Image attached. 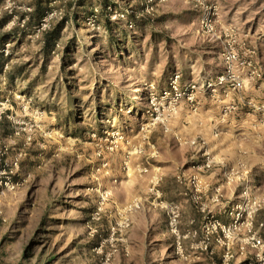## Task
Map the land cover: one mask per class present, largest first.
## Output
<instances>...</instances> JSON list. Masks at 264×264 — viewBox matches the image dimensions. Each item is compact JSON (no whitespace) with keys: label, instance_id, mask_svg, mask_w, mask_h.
<instances>
[{"label":"rangeland","instance_id":"obj_1","mask_svg":"<svg viewBox=\"0 0 264 264\" xmlns=\"http://www.w3.org/2000/svg\"><path fill=\"white\" fill-rule=\"evenodd\" d=\"M44 1H49L46 12L57 13L51 28L68 20L50 55L42 51L46 31L26 23L21 27L35 11V0H4L0 9L10 15L6 31H25L22 44L4 40L10 44L11 63L6 73L0 69V168L7 165L14 185L12 190L0 187V264H205L174 256L166 216L146 199L150 174L139 172L149 168L144 151L154 144L152 135H169L161 125L146 131L152 119L150 85L162 92L157 82L165 79L170 64L180 69L191 59L199 64L201 47L216 43L202 35L201 9L186 0H103L113 9L107 21L99 0ZM209 2L219 12L225 9L229 18L222 25L237 32L241 55L248 57L249 42L256 48L254 62L264 68V0ZM131 17L136 26L130 27ZM110 34L121 41L122 56L110 50ZM223 71L224 64L215 77ZM251 83L241 92L223 85L216 93L200 94L221 109L220 121L227 107H235L225 116L227 123L242 104L243 112L251 114L249 101L264 106V77ZM197 102L200 109V98ZM177 114L170 119L171 130ZM250 126L213 133L222 137L223 147L217 153L211 149L210 155L224 161L225 173L236 172V200L246 189L252 197L264 196V117L251 119ZM184 173L179 170L174 180ZM256 176L262 178L259 184ZM174 180L167 181L168 192L175 193ZM105 192L109 196L103 200ZM136 198L142 199V209L122 228L119 213ZM259 216L264 221V213ZM150 219L158 227L150 230L144 254L139 236L147 232L143 223ZM133 221L142 226L134 228Z\"/></svg>","mask_w":264,"mask_h":264},{"label":"built area","instance_id":"obj_2","mask_svg":"<svg viewBox=\"0 0 264 264\" xmlns=\"http://www.w3.org/2000/svg\"><path fill=\"white\" fill-rule=\"evenodd\" d=\"M166 0H158L164 2ZM201 9V29L202 35L209 39L220 42L221 44V57L224 64V71L219 75L216 80L198 84L195 82L188 83L187 85L181 84V74L174 72L168 81V86L162 92L158 93L153 91L155 88L150 85V104L152 111L151 123L147 124V129L151 133L157 125H161L165 133H170V119L177 114L181 102H187L193 111L197 107V95L205 90L211 94L216 93L217 88L226 85L227 89L232 92H241L248 83L256 82L264 77V68L258 67L253 57L255 51H248V57L245 58L241 55L238 35L234 28L224 29L219 26V8L210 3L209 0H186ZM148 4L153 0H146ZM153 5H148L147 8L151 10ZM109 15L112 13V7L107 8ZM150 12L149 10H147ZM57 17L56 12H46L43 19L38 24L37 31L43 33L51 27L50 22ZM118 17L124 18L123 14ZM24 17L22 26L27 23ZM130 27H133L131 24ZM2 55L8 57L10 55V44H4ZM8 66L4 68V72ZM246 69L245 75L243 70ZM3 72V71H2ZM3 72V73H4ZM249 108L254 112L259 113L264 117V106H260L252 101L248 102ZM235 110V107H227L224 110L221 122H225V116ZM2 111L0 110V123L2 120ZM175 141L179 145H189L192 147H202L206 145L204 140L188 139L177 134H173ZM152 149L148 156L149 160L157 159L160 155L159 151L154 145H150ZM142 153V150H140ZM205 161L199 165L201 171H210L219 161L204 151ZM108 162L103 163L102 167L107 168ZM7 165L0 168V187L12 190L14 185L12 182L11 171L7 170ZM127 168V166H126ZM129 169V168H128ZM141 174H148L150 169L143 167L139 169ZM236 172L232 169L226 173L224 183L217 185L214 189L212 196H209V186L203 181L199 174L186 176L182 174L177 177V182L187 187L185 195L195 206L196 210L202 217L201 234L202 237L199 241L191 244L190 250L185 249V241L197 237L198 231L181 230L182 222V207L176 202H169L163 199L160 190L161 178L154 175L147 185L146 199L150 201L151 206L164 212L167 219V231L173 238L172 252L178 259L191 263L200 260L204 254L214 253L215 248L221 249L220 262L221 264H264V236L261 231L264 229V221H258L257 217L260 213H264V196L252 197L248 189L244 190L240 198L236 200L228 212L231 221L229 223L223 222L217 215L215 207L220 206L224 199V188L233 186L236 182ZM105 200L109 196V192L104 193ZM142 199L136 198L126 205L119 213L123 219V227H129V216L142 209ZM242 260V261H240Z\"/></svg>","mask_w":264,"mask_h":264},{"label":"crops","instance_id":"obj_3","mask_svg":"<svg viewBox=\"0 0 264 264\" xmlns=\"http://www.w3.org/2000/svg\"><path fill=\"white\" fill-rule=\"evenodd\" d=\"M3 5L4 0H0V9ZM220 9L221 11L218 19L219 26L221 28L228 29L230 27L223 26L222 22L226 21L229 16L227 15L223 7H221ZM236 14H239L238 11ZM31 18L32 19L29 23V26L33 27L37 24L38 17L32 15ZM233 18L234 17L231 16L230 19ZM9 20L10 15L7 12L3 11L0 13V67L2 66L1 69H4L6 66L9 65V63H11L10 58L3 56L1 53L4 47V40L10 37L12 39H15L19 44H22L25 38V35H23L25 34V31H21L20 29L6 31V26ZM246 45L247 49L249 50H246V48H244V50H246L247 52L250 51V48H252V51H256L255 46H251L249 42ZM200 50H202L203 55L199 57V64L197 61L193 62L192 59L184 65L182 63V69H180L178 65L174 66L170 64V70L166 72L165 79L163 81H156L159 85L158 89L162 88L159 89L162 91L166 89L169 78L176 71L180 72L182 75V85H186L195 81L203 83V81L217 78L215 76L218 75L223 68L220 42H216L214 45H207V47H201ZM244 72L246 73V69L243 70V73ZM4 73H6V71ZM162 84L163 86H160ZM251 84H254V82ZM199 98L201 100V108L197 109L196 111H193L192 109L188 108L189 104L187 102H183L181 104V107H179V112L177 114L178 116L171 121L172 130L169 135L165 134L163 135V138L158 137L157 131L152 135V142L154 143L153 145L157 150H159L160 155L157 159H152L149 160L150 163L148 162L150 169V177L152 178L154 175H158L161 178L160 190L162 192L163 199L169 202H176L182 207L181 230L183 232L193 230L198 231L197 237H192L185 241V249L187 251L190 250L191 244L193 242L199 241L202 237L200 231L202 225V217L200 213L196 210L195 206L190 201V199L185 195L187 187H185V185L182 187L179 186L181 184L174 180V178H176L178 171L182 170L183 168L185 170L184 174L188 177L194 174H199L202 176L203 181L209 186V196H212L214 193V189L217 187V185L224 183L226 176L225 172L228 168V166H226L223 160L219 161V163H217L218 165H215L210 171H201L199 168V165L203 164L205 161L204 151L212 154L213 151L216 152L215 150H220V148L223 147L222 137L220 136L219 138H216L215 134L213 133L217 130H220L221 134L224 130L229 133L239 132L243 128L249 130L248 128L251 127V119L255 120L257 116H260L259 113H256L254 111L253 114H251L252 112H243V108H245L246 106L242 104V101L244 99H242L241 97L238 98V100H240L238 101V104H242V107H240L236 112L232 113L227 123L223 124L220 121L221 109L219 110L217 107L215 109L216 105H214L212 101L211 103L209 100H207L206 96H204L203 93H198L197 99ZM233 102L236 103L234 99ZM250 111L252 110L250 109ZM173 134H177L188 139L204 140L206 142V145L204 146V148L192 147L189 145L181 146L175 141ZM151 151L152 149L148 147L144 151V154L149 155ZM219 154L221 153L219 152ZM232 161L235 162V160ZM139 166L140 165H138V167ZM256 172H259L258 169L256 170ZM107 173H110L109 170H107ZM169 179L174 180V183H176L175 193L167 191L166 186L167 181ZM235 191V186L225 187V197L221 205L215 207L218 217L225 223H229L231 221L228 212L230 211L232 204L236 201V198L234 196ZM193 208L195 209L196 214L192 212ZM259 218L260 216L258 215V221H260ZM136 225L138 227L142 226L140 222L133 221L134 228L136 227ZM143 226H146L147 232L143 234V237L139 236L140 241L138 243L140 245V248L142 249V252L144 250V254H146L148 252L147 246L151 244L148 242L150 230L152 229L153 232H155L156 227H158V223L153 222V220L150 219L147 220L146 223H143ZM261 235L264 236V229L261 231ZM170 238L173 244V238L171 237V235ZM220 256L221 249L216 247L214 253L204 254L200 261L205 264H215V260H220Z\"/></svg>","mask_w":264,"mask_h":264},{"label":"trees","instance_id":"obj_4","mask_svg":"<svg viewBox=\"0 0 264 264\" xmlns=\"http://www.w3.org/2000/svg\"><path fill=\"white\" fill-rule=\"evenodd\" d=\"M100 2H101V7H102V13L105 15V18H106V20L107 21H109V19H110V17H109V12H108V10H107V7H106V4H105V1H103V0H99ZM48 3H49V1H44V0H35V2H34V4L33 5H35L34 7H35V11L33 12V13H31L30 14V17H29V21H28V23H26V25L28 24L29 25V23H30V21H31V16L32 15H35L36 17H38V22H37V24L36 25H38L39 24V22L43 19V17L45 16V14H46V10H47V6H48ZM132 18V20H131V24H134L135 26L137 25V19H136V17H131ZM65 21H68L67 20V18H65L64 19V21H61L60 23H58V25H56V26H53V28H51V29H49L48 31H46L45 33H44V35H43V52L45 53V54H47V55H50V53H52V52H54V49H55V47H56V45H57V41L60 39V32H61V29H62V26L64 25V23H65ZM108 29H110V27H108ZM129 34H130V32L129 31H126L125 32V36H126V38H128L129 37ZM112 34H110V37H109V39H110V41H109V43H110V50L112 51V52H115L116 53V55H118V56H122V54L121 53H119L118 51L119 50H122L121 49V47H120V43H121V41H119V40H114L113 38H112ZM20 40H22V39H20ZM98 52H99V54H101L102 56L104 55V53H103V51H102V49L100 48V49H98ZM128 56V55H127ZM2 68V66L0 67V69ZM261 180H262V178L261 177H259V176H256V177H254V182H255V184H259L260 182H261ZM87 212H89L88 210H87ZM86 219H87V221L88 222H90L91 221V219H90V214H88V216L86 217ZM42 223H44V220H43V222ZM29 251H30V247H27L26 248V250H25V255H24V258H25V260H27V259H29L28 257H26V255L27 254H29Z\"/></svg>","mask_w":264,"mask_h":264}]
</instances>
